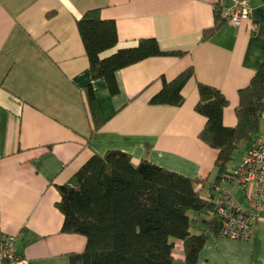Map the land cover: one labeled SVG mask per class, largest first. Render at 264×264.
I'll list each match as a JSON object with an SVG mask.
<instances>
[{"label": "crops", "instance_id": "0c3cea01", "mask_svg": "<svg viewBox=\"0 0 264 264\" xmlns=\"http://www.w3.org/2000/svg\"><path fill=\"white\" fill-rule=\"evenodd\" d=\"M230 4L0 0V234L14 236L13 250L29 264H70L71 255L83 252V235L61 231L57 186L69 182L93 154L120 150L133 164L145 159L213 182L217 150L198 137L205 118L195 111L197 83L221 91L227 99L222 122L233 127L238 92L264 61V0H249L248 20L238 25L223 21L201 41L203 31L214 25V8ZM91 9L112 20L117 32L115 46L99 53L100 58L133 48L142 39H154L161 51L181 55L151 56L117 70L118 90L111 94L103 77L92 76L76 25ZM187 68L193 74L181 89V105L149 103L163 80L171 81ZM88 85L96 127L87 104ZM258 137L264 139V114L253 141ZM253 141L241 145L243 152L230 168ZM235 194V201L251 210L247 198ZM210 217L191 214V232L206 235L196 264H264V209L246 240L211 232L203 223ZM173 242V264H184L182 242Z\"/></svg>", "mask_w": 264, "mask_h": 264}, {"label": "trees", "instance_id": "16d2710c", "mask_svg": "<svg viewBox=\"0 0 264 264\" xmlns=\"http://www.w3.org/2000/svg\"><path fill=\"white\" fill-rule=\"evenodd\" d=\"M213 27L204 30L206 41L224 20L214 8ZM93 77H103L111 94L117 92V70L151 56L181 55L163 52L154 39H142L133 48L121 49L100 58L99 53L115 46L117 32L112 20L101 18L98 9L86 11L76 21ZM193 71L187 68L171 81H162L149 103L179 106L181 89ZM88 108L97 126L95 99L90 85L85 89ZM195 111L205 118L199 139L217 150L215 178H189L143 159L133 164L120 150L93 154L69 182L57 186L56 207L63 215L61 231L86 238L82 253L70 256V264H173V240L182 242L184 264H196L206 235L192 233L191 214H210L206 227L219 234L217 195L232 182L230 164L242 144L260 133L264 114V61L248 85L238 92L237 123L223 125L227 99L216 87L197 83ZM206 189L207 195L203 194Z\"/></svg>", "mask_w": 264, "mask_h": 264}, {"label": "built area", "instance_id": "2783aa9c", "mask_svg": "<svg viewBox=\"0 0 264 264\" xmlns=\"http://www.w3.org/2000/svg\"><path fill=\"white\" fill-rule=\"evenodd\" d=\"M249 0H231L222 10V18L233 25L248 20ZM232 182L239 185L251 210L239 205L229 188L223 187L217 195V213L221 219L219 235L233 239H248L258 214L264 209V139L256 138L245 156L231 170ZM14 236L0 234V264H29L13 250Z\"/></svg>", "mask_w": 264, "mask_h": 264}, {"label": "rangeland", "instance_id": "374dc122", "mask_svg": "<svg viewBox=\"0 0 264 264\" xmlns=\"http://www.w3.org/2000/svg\"><path fill=\"white\" fill-rule=\"evenodd\" d=\"M242 152H243V148H240L239 150H237L235 152V155H234V159L233 160L236 161V159L238 157H240V155L242 154ZM244 156H242V158L240 159L239 163L241 162V160L243 159ZM228 185L231 187V189H233V188L235 189L234 192L231 193V195L234 196V193H236L235 195L246 198L243 189L239 185H237V184H228Z\"/></svg>", "mask_w": 264, "mask_h": 264}]
</instances>
